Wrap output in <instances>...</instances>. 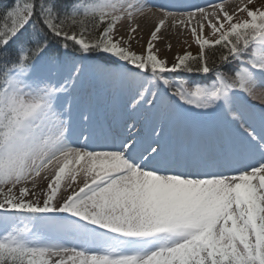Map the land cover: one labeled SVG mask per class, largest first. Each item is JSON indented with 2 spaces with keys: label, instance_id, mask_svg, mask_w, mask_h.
Here are the masks:
<instances>
[{
  "label": "snow or ice",
  "instance_id": "snow-or-ice-1",
  "mask_svg": "<svg viewBox=\"0 0 264 264\" xmlns=\"http://www.w3.org/2000/svg\"><path fill=\"white\" fill-rule=\"evenodd\" d=\"M189 7L0 0V264H264V3Z\"/></svg>",
  "mask_w": 264,
  "mask_h": 264
},
{
  "label": "rangeland",
  "instance_id": "rangeland-1",
  "mask_svg": "<svg viewBox=\"0 0 264 264\" xmlns=\"http://www.w3.org/2000/svg\"><path fill=\"white\" fill-rule=\"evenodd\" d=\"M196 4H192V5H202V2L201 0H194ZM231 2H234L233 5H231L230 7H228L226 4L227 3H231ZM255 2L257 4H260V3H264V0H255ZM239 4V0H231V1H228L225 3L226 7L229 9V10H232L234 7L238 6ZM207 7V6H205ZM153 10H157V9H153ZM154 25H155V21H153L151 27L147 30L146 34L144 35L143 33H141L143 37V40L137 44V45H133L131 43V48L136 51L137 53H141L145 50V47H146V44H147V39H149L150 37V32L153 30L154 28ZM129 25L125 24L124 27H121L119 28L118 30V35H123L125 40H128L129 37H128V32H127V29H128ZM170 26L168 24H166L164 26V30L162 29L161 33H160V36H161V39H159L157 42H155V49L158 50V55L161 57V58H167L168 62L169 63H172L173 62V58L176 56V55H180V54H183L185 50H189V51H192L193 53H195L197 51V46L195 45V43L193 42V38L191 37L190 33L183 29V28H178L180 30V33H179V42L178 44L175 45V47L173 48L174 50H164L163 48H161V41L162 39L164 38L165 36V28H169ZM177 28V27H176ZM207 29H205V34H207ZM135 36H139L140 37V33H136L134 34ZM185 41H187V43H185ZM191 44V48H188V45ZM42 186V185H41ZM42 188V187H41ZM39 192V190H38Z\"/></svg>",
  "mask_w": 264,
  "mask_h": 264
},
{
  "label": "bare ground",
  "instance_id": "bare-ground-1",
  "mask_svg": "<svg viewBox=\"0 0 264 264\" xmlns=\"http://www.w3.org/2000/svg\"><path fill=\"white\" fill-rule=\"evenodd\" d=\"M169 1H170V3L167 4V2L165 0H153V2L156 5H158V6L159 5H163L167 10H171V11L193 10L188 5L191 6L192 4H195L193 1H190L188 4H187V2H185L186 4H184L182 8H175L174 6L176 4H173V2H176L177 0H169ZM228 1H231V0H224L225 3L228 2ZM202 2H204V3H202V5H200V6L201 7H205V6H208L210 3H214L215 0H212V1L207 2V3H205V0H203ZM233 3L234 2L227 3L226 5L228 7H230L231 5H233ZM153 11L155 12L157 10H153ZM153 21H155V18L151 17V16H149L147 19H138L137 20V23H138L139 27H138V30L136 31V33H140V37L139 36H135L136 38L131 40V43L133 45H137L143 40L144 36H142L141 33H143L145 35L147 30L151 27ZM165 30H166V32H165L166 34H165L164 38L161 41V45H162L161 48H163L164 50L170 51L168 49V45L170 44L171 45V50H174L173 48L179 42L180 30L178 28H176V27H169L167 29L165 28ZM41 187L43 188V185Z\"/></svg>",
  "mask_w": 264,
  "mask_h": 264
}]
</instances>
